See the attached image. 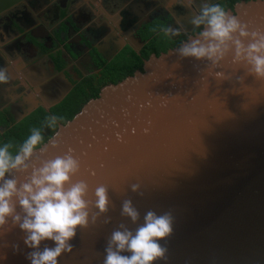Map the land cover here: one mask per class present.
<instances>
[{"label":"water","instance_id":"water-1","mask_svg":"<svg viewBox=\"0 0 264 264\" xmlns=\"http://www.w3.org/2000/svg\"><path fill=\"white\" fill-rule=\"evenodd\" d=\"M230 12L250 30L264 29V0ZM175 49L103 86L34 150L26 172L14 174L23 181L70 151L80 163L73 182L85 180L89 198L96 186L107 188V211L77 227L59 264H102L111 232L119 224L134 230L148 210L172 217L161 241L166 258L154 264H264V80L245 75L230 52L213 67ZM125 199L139 212L137 224L120 215ZM95 212L90 207L89 218ZM22 238L5 226L3 264H28Z\"/></svg>","mask_w":264,"mask_h":264},{"label":"flooded vegetation","instance_id":"flooded-vegetation-1","mask_svg":"<svg viewBox=\"0 0 264 264\" xmlns=\"http://www.w3.org/2000/svg\"><path fill=\"white\" fill-rule=\"evenodd\" d=\"M242 1L218 0L228 11ZM183 2L0 0V69L7 77L0 83V142L15 149L30 132L22 126L58 120L141 70L150 56L183 43L191 30ZM177 20L187 31L164 37L161 25L178 27Z\"/></svg>","mask_w":264,"mask_h":264},{"label":"clouds","instance_id":"clouds-1","mask_svg":"<svg viewBox=\"0 0 264 264\" xmlns=\"http://www.w3.org/2000/svg\"><path fill=\"white\" fill-rule=\"evenodd\" d=\"M183 7L187 9L191 30L175 49L178 57L207 61L215 67L230 52L231 63L240 66L245 75L264 80V29L250 30L218 0H199L196 7L193 0H184ZM176 23L178 27L161 25L164 37L171 39L187 31L179 20ZM214 76L224 78L220 72ZM6 80L0 69V83ZM46 120L47 126L53 128L57 117L48 116ZM42 140L40 130L33 128L14 153L10 143L0 142V236L10 224L23 233L22 243L27 250L23 255L28 264H59L58 258L72 250L70 241L77 227L83 229L94 223L99 214L107 211L109 200L105 185L96 186L89 198L87 182H73L80 163L70 151L43 161L19 181L14 174L28 170V161ZM50 143L54 144V140ZM138 187L132 184L130 190L136 192ZM90 207L96 209L91 218ZM120 215L132 224L139 219V212L128 199L122 201ZM171 232L170 213L157 215L148 210L134 230L119 224L111 232L103 249L102 264H154L163 260L167 249L161 241ZM18 250L13 244L12 251ZM4 260L5 256L0 254V264Z\"/></svg>","mask_w":264,"mask_h":264},{"label":"trees","instance_id":"trees-1","mask_svg":"<svg viewBox=\"0 0 264 264\" xmlns=\"http://www.w3.org/2000/svg\"><path fill=\"white\" fill-rule=\"evenodd\" d=\"M131 73V72H130ZM88 100V98H83L81 99L79 102L76 103V107L72 110V111H69V112H66L64 113L61 117L58 118V120H56V123H55V126L53 128H49L47 126V120L46 119H42L40 121V124L39 123H35L33 124L34 127H28V128H25L24 126L21 127V130H24V131H28V130H31L33 128H36V129H39L40 132H41V135L43 137V140H42V143L47 139L49 138L53 132L56 130L57 128V123L59 124H63L65 123L68 119H70L81 107L82 105ZM40 112H43L42 110ZM38 113V112H37ZM37 115V114H36ZM33 120V119H32ZM27 136V134H26ZM22 137V136H20ZM23 138V137H22ZM39 146V145H38ZM37 146V147H38ZM17 148V147H16ZM15 149L11 150L13 153L15 152Z\"/></svg>","mask_w":264,"mask_h":264}]
</instances>
